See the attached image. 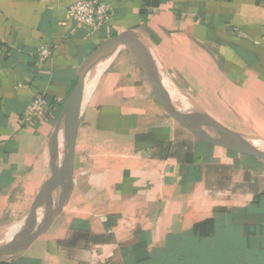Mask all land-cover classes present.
<instances>
[{
    "label": "crops",
    "instance_id": "obj_1",
    "mask_svg": "<svg viewBox=\"0 0 264 264\" xmlns=\"http://www.w3.org/2000/svg\"><path fill=\"white\" fill-rule=\"evenodd\" d=\"M77 1L0 0L2 243L49 174L51 136L80 65L121 32L149 46L172 89L264 143V0H100L112 17L94 32L69 16ZM40 96L46 118L22 125ZM4 264H264V162L195 138L122 49L84 110L62 214Z\"/></svg>",
    "mask_w": 264,
    "mask_h": 264
},
{
    "label": "water",
    "instance_id": "obj_2",
    "mask_svg": "<svg viewBox=\"0 0 264 264\" xmlns=\"http://www.w3.org/2000/svg\"><path fill=\"white\" fill-rule=\"evenodd\" d=\"M129 51L141 65L164 111L208 145L264 162V143L252 141L224 126L166 82L149 46L133 31H125L100 44L80 65L77 84L65 102L50 142V168L29 215L7 241L0 244V264L23 256L62 214L75 174L77 138L91 74L120 50Z\"/></svg>",
    "mask_w": 264,
    "mask_h": 264
},
{
    "label": "built area",
    "instance_id": "obj_3",
    "mask_svg": "<svg viewBox=\"0 0 264 264\" xmlns=\"http://www.w3.org/2000/svg\"><path fill=\"white\" fill-rule=\"evenodd\" d=\"M69 16L82 28L90 32L100 30L111 20V8L100 0H78L69 8ZM53 55L50 47H43L40 56L43 59H49ZM49 103L44 96H40L33 100L28 111L22 119V125L33 124L36 120L46 118L49 112Z\"/></svg>",
    "mask_w": 264,
    "mask_h": 264
},
{
    "label": "bare ground",
    "instance_id": "obj_4",
    "mask_svg": "<svg viewBox=\"0 0 264 264\" xmlns=\"http://www.w3.org/2000/svg\"><path fill=\"white\" fill-rule=\"evenodd\" d=\"M111 60H112V58L106 60L98 68H96L95 71L91 74V76H90V78H89V80L87 82V88H86L87 99H89L91 97L93 91L96 89V85H97V83L99 81L101 73L110 64ZM2 241L3 240H0V244H2Z\"/></svg>",
    "mask_w": 264,
    "mask_h": 264
},
{
    "label": "rangeland",
    "instance_id": "obj_5",
    "mask_svg": "<svg viewBox=\"0 0 264 264\" xmlns=\"http://www.w3.org/2000/svg\"><path fill=\"white\" fill-rule=\"evenodd\" d=\"M107 68H108V66H107V67L105 68V70L101 73L100 78H99V81H98L96 87L98 86L99 82L101 81V78H102V76H103V74H104V72L106 71ZM94 91H95V90H94ZM94 91H93V93H94Z\"/></svg>",
    "mask_w": 264,
    "mask_h": 264
}]
</instances>
